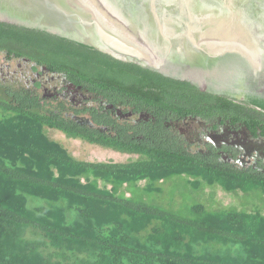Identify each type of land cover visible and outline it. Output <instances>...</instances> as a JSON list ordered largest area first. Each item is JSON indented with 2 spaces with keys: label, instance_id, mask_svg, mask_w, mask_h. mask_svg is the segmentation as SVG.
<instances>
[{
  "label": "trees",
  "instance_id": "obj_1",
  "mask_svg": "<svg viewBox=\"0 0 264 264\" xmlns=\"http://www.w3.org/2000/svg\"><path fill=\"white\" fill-rule=\"evenodd\" d=\"M0 57L45 66L117 107H125L129 97L154 101L161 78L177 82L15 23L0 22ZM220 100L230 111L239 110L230 100L211 98ZM250 102L264 111L263 99ZM60 108L49 109L31 85L0 77V264H264L260 211L209 209L196 202L177 212L143 201L137 192L127 197L120 191L144 182L149 195L159 192L158 182L186 176L195 189L204 182L264 196L263 177L177 154L154 127L142 140L132 139L127 135L132 127L119 123L115 136L91 132L66 120ZM45 127L139 157L127 163L78 160L49 139ZM28 230L39 238H26ZM45 247L55 252L44 254Z\"/></svg>",
  "mask_w": 264,
  "mask_h": 264
},
{
  "label": "flooded vegetation",
  "instance_id": "obj_2",
  "mask_svg": "<svg viewBox=\"0 0 264 264\" xmlns=\"http://www.w3.org/2000/svg\"><path fill=\"white\" fill-rule=\"evenodd\" d=\"M42 67L45 66L29 60L0 57L3 80L24 82L38 89L49 109L60 104L64 118L84 129L115 136L119 123L132 127L127 131L132 139L142 140L146 131L154 127L164 137L161 141L177 154L214 164L213 168L264 178V111L250 102L253 98L264 100V71L244 54L232 53L207 67L196 66L190 75L152 70L163 78L193 87L161 78L160 87L154 90V101L148 100L147 95L136 100L129 97L125 107L93 97L66 76L47 67L49 72L42 71ZM211 98L230 100L240 105L239 110L230 111L224 101L211 102Z\"/></svg>",
  "mask_w": 264,
  "mask_h": 264
},
{
  "label": "water",
  "instance_id": "obj_3",
  "mask_svg": "<svg viewBox=\"0 0 264 264\" xmlns=\"http://www.w3.org/2000/svg\"><path fill=\"white\" fill-rule=\"evenodd\" d=\"M0 22L166 74L190 75L232 53L264 71V0H0Z\"/></svg>",
  "mask_w": 264,
  "mask_h": 264
},
{
  "label": "rangeland",
  "instance_id": "obj_4",
  "mask_svg": "<svg viewBox=\"0 0 264 264\" xmlns=\"http://www.w3.org/2000/svg\"><path fill=\"white\" fill-rule=\"evenodd\" d=\"M44 133L49 139L60 143L71 156L78 160L127 163L137 159V155L105 149L89 145L83 141L69 139L55 129L45 127ZM144 186V182H139L136 186L124 185L120 191L127 197H131L134 195L133 192H137L143 201L160 203L177 212H186L190 205L201 202L209 209L234 208L248 212L260 211L264 215V196L259 192L252 191L247 194L239 192L236 194L216 185L208 186L204 182L195 189V185L186 176H174L158 182L156 187L159 188V192L149 195L145 194L142 190ZM25 236L29 239L39 238V235L34 234L30 230L26 232ZM43 251L44 254L55 252L49 247L43 248Z\"/></svg>",
  "mask_w": 264,
  "mask_h": 264
}]
</instances>
